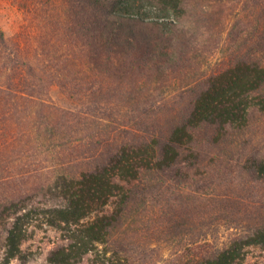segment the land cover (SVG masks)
I'll return each instance as SVG.
<instances>
[{
    "label": "trees",
    "instance_id": "16d2710c",
    "mask_svg": "<svg viewBox=\"0 0 264 264\" xmlns=\"http://www.w3.org/2000/svg\"><path fill=\"white\" fill-rule=\"evenodd\" d=\"M10 1L23 21L14 37L0 27V264H27L43 225L66 240L43 264H131L154 226L178 243L236 229L170 264L264 251V204L238 217L241 199L218 190L234 158L264 184V156L241 159L264 113V0H236L237 45L208 74L191 68L188 0ZM54 85L75 109L53 102Z\"/></svg>",
    "mask_w": 264,
    "mask_h": 264
},
{
    "label": "rangeland",
    "instance_id": "374dc122",
    "mask_svg": "<svg viewBox=\"0 0 264 264\" xmlns=\"http://www.w3.org/2000/svg\"><path fill=\"white\" fill-rule=\"evenodd\" d=\"M190 6L189 19L192 20L194 28L199 27L196 45L194 46V58L192 70L196 69L201 73L208 74L218 71L225 67L231 56V50H234L237 42V28H234L239 8L234 9L236 0H188ZM233 5V7H232ZM205 7V8H203ZM207 11H223L222 16L216 14L207 20L205 17ZM202 15V16H201ZM222 17L221 20H218ZM22 15L18 8L10 0H0V27L7 37H14L18 33ZM200 21V22H198ZM201 31V32H200ZM174 87V86H173ZM177 87V85L175 86ZM169 91V89L167 90ZM175 90H172L173 93ZM50 96L55 104L66 109H75L77 107L72 100L64 95L61 89L54 85L50 88ZM175 93V92H174ZM248 143L246 148L241 151L244 156L241 158L244 165L245 159L251 156H264V113L255 112L252 116L251 127L247 132ZM250 162H246L240 169L236 159L225 170V180L227 184L221 183L218 190L224 194L237 195L241 199L240 208L236 211L238 217L246 215L244 211L249 208H259L264 204V184L253 179L251 168H248ZM47 169L42 171L41 180H44ZM40 178L37 177L36 182ZM31 178L28 185L34 184ZM159 207V195L156 196ZM218 207V206H217ZM252 207V208H251ZM159 209H157L158 211ZM219 213L218 210H215ZM159 220H157V226ZM237 225V224H236ZM228 225H222L218 228L215 237L207 236H190L185 234L183 242L174 237L176 234L159 237L157 232L152 229L144 228L142 236L132 243L134 250L133 262L131 264H170L181 256L189 254L204 253L209 246L219 244L220 241H226L236 229L227 228ZM145 227V225H143ZM66 243L61 233L49 225L36 226L31 232L29 238L24 242L23 248L28 254L27 264H43L49 254L60 245ZM12 264H20V261L14 260ZM82 264H89V258L86 257ZM241 264H264V251L260 248H251L246 259Z\"/></svg>",
    "mask_w": 264,
    "mask_h": 264
}]
</instances>
